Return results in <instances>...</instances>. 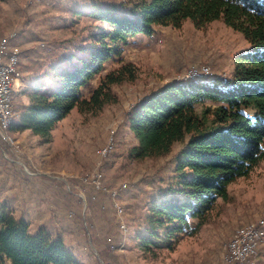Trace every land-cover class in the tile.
Returning <instances> with one entry per match:
<instances>
[{"label":"rangeland","instance_id":"1","mask_svg":"<svg viewBox=\"0 0 264 264\" xmlns=\"http://www.w3.org/2000/svg\"><path fill=\"white\" fill-rule=\"evenodd\" d=\"M93 2L123 5L130 0H0V38L15 32L9 44H18L21 50L13 108L27 99L22 93L24 76L33 80L35 70H46L57 54L77 52L91 43L90 32L101 23L88 16L74 22L73 10ZM119 48L120 55L106 61L82 88L88 96L106 72L132 63L134 79L111 86L117 102L97 113L72 108L47 138L10 129L17 151L0 138V202L29 219L33 228L43 221L51 232L64 235L84 264H224L227 242L236 239L234 231L255 225L262 229L255 264H264V158L248 175L228 185L229 198L216 200L197 232L178 235L172 249L147 251L138 246L135 235L144 229L149 202L173 183L185 141L175 142L165 155L129 156L136 139L126 118L137 100L167 82L228 80L234 57L249 50L250 43L221 19L200 27L186 19L180 27L158 25L151 35L130 36ZM194 70L204 77L192 74ZM46 81L52 84L54 78ZM251 109L241 108L250 115ZM109 139L112 149L102 156L99 150ZM97 170L104 186L115 189L113 198L82 182ZM237 260L231 258V264Z\"/></svg>","mask_w":264,"mask_h":264},{"label":"trees","instance_id":"2","mask_svg":"<svg viewBox=\"0 0 264 264\" xmlns=\"http://www.w3.org/2000/svg\"><path fill=\"white\" fill-rule=\"evenodd\" d=\"M125 4L93 2L73 10L74 22L88 16L101 23L90 32L91 43L77 52L57 54L46 70H35L33 80L29 74L24 76L22 93L28 101L12 107L18 117L10 129H29L47 138L72 108L97 113L117 102L111 86L134 79L132 63L106 72L88 96L82 88L105 68L106 61L120 55L119 43L130 36L151 35L158 25L180 27L186 19L197 27L221 19L240 31L251 48L234 57L231 78L170 81L137 100L127 112L136 139L129 156L165 155L175 142L185 141L176 158L173 183L149 202L144 229L135 235L143 250L172 249L178 235L200 229L218 198H229L232 181L248 175L264 158V0H130ZM46 77H53V83ZM198 105H202L199 110ZM242 107H251V115ZM78 217L83 219L81 210ZM0 264L84 263L61 234L44 225L31 232L29 221L15 215L4 201L0 202Z\"/></svg>","mask_w":264,"mask_h":264},{"label":"built area","instance_id":"3","mask_svg":"<svg viewBox=\"0 0 264 264\" xmlns=\"http://www.w3.org/2000/svg\"><path fill=\"white\" fill-rule=\"evenodd\" d=\"M15 36L12 32L8 36L0 38V138L10 146L13 151L18 150V142L10 132V124L14 121L15 112L12 108L11 97L21 78L19 58L21 50L18 44H9ZM192 74L200 76V71L194 70ZM113 144L111 139L100 148L99 153L105 156ZM25 168V166H24ZM82 182L96 190H106L113 198L115 189H109L102 183V172H93L90 177L82 178ZM120 205L114 202V206ZM260 226L255 225L249 229H237L236 239L227 242V252L224 256V264H231V257H238V264H255L259 241Z\"/></svg>","mask_w":264,"mask_h":264},{"label":"crops","instance_id":"4","mask_svg":"<svg viewBox=\"0 0 264 264\" xmlns=\"http://www.w3.org/2000/svg\"><path fill=\"white\" fill-rule=\"evenodd\" d=\"M28 101V99H26L24 102L26 103ZM26 130H29V129H24V130H22V131H26ZM21 131V132H22ZM27 219V218H26ZM28 221H30L29 219H27ZM44 222L43 221H41L39 224H38V226H36L35 228H33V226H32V224L30 223V230H31V232H35L37 229H38V227H40V226H42V225H44L46 228H48L47 226H46V224H43ZM49 229V228H48ZM50 230V229H49ZM60 234V233H59ZM63 236V238H64V241H65V236L64 235H62ZM65 243L68 245V243L65 241ZM69 246V245H68ZM71 249L73 250V246L71 247Z\"/></svg>","mask_w":264,"mask_h":264},{"label":"bare ground","instance_id":"5","mask_svg":"<svg viewBox=\"0 0 264 264\" xmlns=\"http://www.w3.org/2000/svg\"><path fill=\"white\" fill-rule=\"evenodd\" d=\"M199 77H204V76L200 74ZM199 77H197V78H199ZM197 80H200V79H197ZM113 196H115V192H114ZM260 232H262V229L259 231V241H260ZM231 258H238V257H231Z\"/></svg>","mask_w":264,"mask_h":264}]
</instances>
